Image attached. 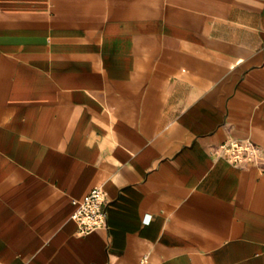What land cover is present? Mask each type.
<instances>
[{
  "label": "crops",
  "instance_id": "1",
  "mask_svg": "<svg viewBox=\"0 0 264 264\" xmlns=\"http://www.w3.org/2000/svg\"><path fill=\"white\" fill-rule=\"evenodd\" d=\"M146 254L264 264V0H0V264Z\"/></svg>",
  "mask_w": 264,
  "mask_h": 264
},
{
  "label": "built area",
  "instance_id": "2",
  "mask_svg": "<svg viewBox=\"0 0 264 264\" xmlns=\"http://www.w3.org/2000/svg\"><path fill=\"white\" fill-rule=\"evenodd\" d=\"M238 159V155L236 156ZM76 206L71 219L76 223L80 236L105 229L106 221V193L101 186L93 187L80 201H73ZM139 264H150L148 255H143Z\"/></svg>",
  "mask_w": 264,
  "mask_h": 264
}]
</instances>
